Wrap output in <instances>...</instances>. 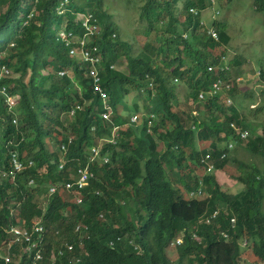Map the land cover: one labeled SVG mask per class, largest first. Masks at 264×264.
Instances as JSON below:
<instances>
[{"label":"trees","instance_id":"trees-1","mask_svg":"<svg viewBox=\"0 0 264 264\" xmlns=\"http://www.w3.org/2000/svg\"><path fill=\"white\" fill-rule=\"evenodd\" d=\"M63 1L0 0V71L2 66L9 69L0 76L1 246L14 238L7 227L19 219L30 224L37 217L45 224L47 255L59 249L53 241L56 234L75 243L56 264H173L168 248L180 236L179 264H251L243 258V239L264 263V166L232 158L242 169L236 176L244 186L239 193L221 188L218 177L233 164L229 155L221 158L229 151L220 146L224 142L235 140L264 160V130L245 141L231 127L235 122L249 129L237 106L227 103L228 95L242 94L237 83L228 94L199 97L217 78L208 65L225 55L219 49L230 39L225 23L213 22L219 32L215 40L203 30L201 17L190 12L191 7L206 8L205 0H186L178 14V0H145L140 12L147 24L140 30L145 41L135 54L132 44L118 41L117 28L107 21L101 36L93 39L101 55L102 85L113 106L111 119L105 120L104 103L93 89L87 65L73 57L57 35L62 26L84 33L76 14L92 13L101 24L107 16L103 0ZM255 5L264 10V0H255ZM125 59L128 72L115 66ZM175 79L190 88L184 108L178 106ZM3 87L19 98L12 110ZM129 94L137 96L145 114H155L152 125L146 116L139 124L131 121L126 114ZM250 106V111L264 112L262 101ZM115 126L117 142L105 143L100 152L109 162L91 165L97 177L81 190L82 203L66 201L61 187L51 192L50 181L70 180L89 161L91 147L110 137ZM208 141L210 146L201 147ZM53 143L58 151L51 149ZM13 150L26 164L34 162L15 177L4 174L12 168ZM208 153L214 169L203 178L194 172L182 174L192 165L206 168L202 158ZM168 172H179L187 191L197 189L201 179L209 196L185 197ZM40 195L47 197L45 206L39 204ZM217 209L220 213L207 222L205 217ZM78 223L87 227L82 236L75 231ZM223 231L229 232V239ZM10 256L9 264H16L15 253ZM19 264L30 261L24 255Z\"/></svg>","mask_w":264,"mask_h":264},{"label":"rangeland","instance_id":"rangeland-1","mask_svg":"<svg viewBox=\"0 0 264 264\" xmlns=\"http://www.w3.org/2000/svg\"><path fill=\"white\" fill-rule=\"evenodd\" d=\"M185 1L186 0H178L176 9L177 14L180 12ZM205 2L207 5V0H205ZM144 3L145 0H103V9L107 12V16L105 20L103 19L101 24L96 22L99 29L98 32L95 33L94 37L99 34V37L101 36V32H103V26L108 21L113 25V27L117 28L119 34L118 41L121 43L125 42L132 44L135 54L141 52L142 45L145 41V35L142 34L140 30L141 28H144V26H147V24H144L145 21L141 20L140 17L141 7ZM219 9L221 14L218 16L217 21H222L225 23L226 30L230 36L229 41L227 43H223V46L219 49L225 50L226 57L232 63L234 73L233 77L236 78L237 76H240L242 78L241 82H238V86L239 88L241 87L240 90L242 91V94L228 96L232 98L233 105L237 106L236 108L240 110L241 115L245 117L243 126L252 130L254 129V133L248 129L251 133L250 138H252L255 134H262L264 130V112H255L254 109L250 111L252 107L250 106L251 103L258 104V102H264V78L261 76V70H264V10L257 9L255 0H231V2L228 0L227 2H222ZM212 14V8H209L203 12V18L206 19L209 25L212 24ZM81 17H83L82 14H76V19L79 20ZM55 27L60 28L58 23H56ZM64 28L65 26H62L60 31L64 30ZM57 35H59V33ZM128 51L129 50L124 49V54H127ZM72 56L79 57L78 55ZM115 66L122 71L128 72L126 59L123 63H120V65L115 64ZM176 83L178 84V106H180V108H184L186 107L185 102H187L190 88L182 80H179V82ZM127 102L128 109L126 110V114L128 116L133 117L136 115L139 116L145 114L143 105L141 101L138 100L137 96L134 94H129L127 96ZM194 107H196V105ZM57 137L61 138L60 134H57ZM230 142L234 143L235 145L234 148L228 152V155L231 157L230 160L233 162V164H230L224 173L222 170L218 172L219 183L221 184V188L224 190H228L233 193H239L244 190L243 184L239 182L236 177L239 174V169L241 168L238 166L239 163L235 162V159L232 158H236V160L240 163L244 162L246 164L257 165L259 167L264 166V160L261 157L253 154L251 151H248L243 146V144H238V142L235 140L224 142L220 146L222 148H227ZM200 145L201 147L210 146V142H201ZM160 147H162V144ZM51 149L56 151L59 150L57 144L55 143L51 144ZM191 168L194 170L191 171ZM181 172L183 175H185V177H187L189 172L191 175L194 172L199 178H203V176L207 173L204 167L194 165L187 169H182ZM168 173L171 180L174 181L175 186L179 188L181 192H184L185 197L191 198L190 192L192 190L187 191V188L185 187L186 180L182 179L179 172L178 174H172V172ZM201 181L202 180L200 179V182ZM53 184L57 185L61 183H55L53 180L50 181V185ZM61 188L63 197L66 201L77 203L72 193L66 191L63 187ZM207 196H209V193L205 187L204 195L198 198H205ZM46 199L47 197L45 195H40L38 197L39 204L41 206H45ZM68 212L71 213L70 207L68 208ZM13 221H15V219ZM35 222H41L43 225H45L43 221L37 219V217L34 218L30 224H27L25 220L19 219L17 224L12 225L19 226L21 228H28ZM10 227H7V231ZM76 227L75 231H77ZM86 229L87 227L83 229V231ZM83 231L80 232L81 236ZM52 233L53 231L48 232L49 235H52ZM44 238H46V236ZM13 240L14 238L2 246L0 244V262L4 261L5 264H9L11 261L10 254L12 252L15 253L16 264L20 263L24 255L30 261L31 256L28 251H26V245L22 242H15ZM53 241L58 246H60L69 240L62 239L59 234H56L53 236ZM18 246L19 248H17ZM52 253L53 251H51L48 255L46 253L47 259H51V256L53 255ZM168 255L173 264H179V252L177 245L172 244L168 248ZM6 257H9V261L6 260ZM243 258L251 264H264L261 260L255 258L252 248L243 249ZM56 262H58V260ZM183 264H187V261H184Z\"/></svg>","mask_w":264,"mask_h":264},{"label":"built area","instance_id":"built-area-1","mask_svg":"<svg viewBox=\"0 0 264 264\" xmlns=\"http://www.w3.org/2000/svg\"><path fill=\"white\" fill-rule=\"evenodd\" d=\"M228 0H207L206 8L198 9V7H191L190 12L194 13L195 15H199L201 17V25L203 30H205L210 36H212L215 40H219L218 30L216 29L215 25L213 24L214 21H217L218 16L221 14L219 7L221 6L222 2H227ZM68 0H64V3H67ZM62 4V5H63ZM209 8H212V24H208L207 21L203 18V12ZM83 17L79 19L82 23V26L85 28L86 31L84 33L78 34L72 31L62 30L59 31V36L66 42L68 46H70V54L78 55L83 59V62L87 65L88 68V75L92 79L93 89L94 91L100 95L104 103V111L102 112V117L105 120H110L111 115L113 113V106L109 102V95L105 88L102 85V77L100 75L99 66L101 64V55L99 54V49L97 45H93L92 40L96 32H98L97 20L93 16L92 13H84L82 14ZM115 35V34H114ZM229 59L226 55H223L221 59L217 62L219 65L210 64L208 67L209 71H216L217 78L214 80L212 86L207 91H202L199 94V97L205 99L207 97H213L218 93L228 94L229 91L233 88V78H223V74L226 70H229ZM9 69L6 66L1 67L0 76H4L8 74ZM61 74H64L65 71H60ZM233 73V71L231 72ZM241 78H238L239 81ZM178 79H175V82H178ZM152 86V83H150ZM1 91L6 95V101L9 108L12 110L18 104V96L17 95H10L7 88L3 87ZM232 103V99L228 98V104ZM76 108L81 109V105H76ZM75 109L70 111V115H74ZM193 113L197 114L198 111L195 109ZM146 116L148 118L149 126L153 124V119L155 118L154 113L144 114L139 116L131 117V121L139 124L142 119ZM118 127L115 126L113 128L112 135L110 137L102 138L100 140V145H95L91 147L90 150V158L89 161L85 165L79 166L77 173L71 177L70 180L63 183V188L72 193L75 197L77 203H82L83 196L81 190L87 187L90 181L97 177V173L92 169L91 165L96 161H101L102 163H108L109 157L101 155V149L105 143L117 142V137L119 136ZM231 127L235 129V131L239 134V138L245 141H249L251 137V133L248 129L242 128L238 126L235 122L231 123ZM151 128H149L150 130ZM234 143L230 142L227 146L228 150L234 148ZM62 148L66 150V145L63 144ZM229 151H224L221 154V158H225L228 155ZM12 168L7 172L5 171L4 174L11 175L15 177L18 173H21L26 167H31L34 165L33 160H29L28 164L25 163L19 156V153L15 150L12 151ZM202 161L207 164L206 171L209 172L214 169V163L212 162V155L210 153L206 154ZM63 167V164H61ZM7 172V173H6ZM35 180L32 178L30 180V184H34ZM57 189L56 185H53L50 190L51 192H55ZM205 189L204 184L201 181L200 185L197 189L192 190L190 192V197H200L204 195ZM220 209H217L213 212L211 216L205 217L206 221L209 222L212 218H215L219 213ZM231 227L232 229H236V217L231 218ZM1 228V226H0ZM86 226L83 224H78L76 230L78 232H82ZM14 235L15 242H22L26 245V251L30 254V264H55L57 260L61 259V255H63L66 250H74L75 243L71 241H66L64 244L59 246V249L53 251V255L51 259H47L44 247V237L46 234L45 225L41 222H35L30 225L28 228H21L19 226H11L8 230ZM222 235L224 238L229 239L230 235L228 231H223ZM183 242V237H178L172 244L179 245ZM80 245L83 247V241L80 240ZM241 246L244 249L250 248V242L247 239H243L241 241ZM136 248H139L136 245ZM1 256V255H0ZM6 260L9 261V257H6Z\"/></svg>","mask_w":264,"mask_h":264},{"label":"bare ground","instance_id":"bare-ground-1","mask_svg":"<svg viewBox=\"0 0 264 264\" xmlns=\"http://www.w3.org/2000/svg\"><path fill=\"white\" fill-rule=\"evenodd\" d=\"M199 9V8H198ZM218 36H219V32H218ZM212 37V36H211ZM213 38V37H212ZM210 65V64H209ZM209 65H208V67H209ZM216 65H219L218 63H216ZM209 71V70H208ZM233 71V66H232V63L231 62H229V70H226L225 71V73L223 74V78H225V79H227V78H233L234 80H233V83L235 82V83H237L238 84V82H241V77L240 76H237L236 78H234L233 77V75H231V72ZM210 72H214V73H216L217 74V72L216 71H210ZM219 76V75H218ZM217 76V77H218ZM238 78H241L239 81L237 80ZM214 82V81H213ZM213 84V83H212ZM212 84H211V86H212ZM228 98H229V96H227V103H228ZM231 98V97H230ZM232 99V98H231ZM230 104H233V100H232V103H230ZM226 157V156H225Z\"/></svg>","mask_w":264,"mask_h":264},{"label":"clouds","instance_id":"clouds-1","mask_svg":"<svg viewBox=\"0 0 264 264\" xmlns=\"http://www.w3.org/2000/svg\"><path fill=\"white\" fill-rule=\"evenodd\" d=\"M205 169H206V168H205ZM53 185H55V184H53ZM53 185H52V186H53ZM62 185H63V184H60V185L57 184L56 186H58V187H59V186L63 187ZM52 186H51V187H52ZM51 187H50V188H51ZM250 248H251V247H250ZM242 249H244V248H242Z\"/></svg>","mask_w":264,"mask_h":264},{"label":"crops","instance_id":"crops-1","mask_svg":"<svg viewBox=\"0 0 264 264\" xmlns=\"http://www.w3.org/2000/svg\"><path fill=\"white\" fill-rule=\"evenodd\" d=\"M205 19V18H204ZM206 20V19H205Z\"/></svg>","mask_w":264,"mask_h":264}]
</instances>
